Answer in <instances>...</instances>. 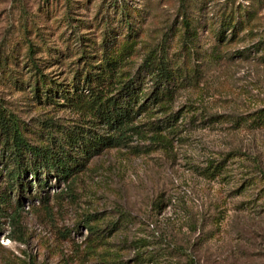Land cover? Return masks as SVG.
I'll return each instance as SVG.
<instances>
[{
    "label": "rangeland",
    "instance_id": "rangeland-1",
    "mask_svg": "<svg viewBox=\"0 0 264 264\" xmlns=\"http://www.w3.org/2000/svg\"><path fill=\"white\" fill-rule=\"evenodd\" d=\"M116 56L149 98L173 79L112 132L68 98ZM4 118L72 174L18 169ZM0 264H264V0H0Z\"/></svg>",
    "mask_w": 264,
    "mask_h": 264
},
{
    "label": "trees",
    "instance_id": "trees-1",
    "mask_svg": "<svg viewBox=\"0 0 264 264\" xmlns=\"http://www.w3.org/2000/svg\"><path fill=\"white\" fill-rule=\"evenodd\" d=\"M123 17L125 21L128 20L127 15ZM239 17L236 22L233 18L227 22V25L231 26L234 30L233 36L238 34L246 22L243 16L239 15ZM131 35L132 34H129L126 37L128 43L123 48L127 49L130 47L131 37L133 36ZM113 39L114 38H111L108 42L105 36L102 46L106 52L109 49L108 47L111 46V41ZM83 45L88 46L87 43ZM118 60L119 56L112 57L106 61L105 66L98 67L99 70L96 74H91L92 72L84 74L82 78L84 82L79 85L74 83L72 86L73 93L69 98L66 97V99H71L76 103H80V105L82 103L83 105L87 104V108L94 113L95 117L99 118L101 123L112 132L122 128L126 123L135 120L141 112L142 114L145 113L152 101L153 103H161L163 98L169 94L168 88L173 79V74H170L169 70L164 68V66L162 68L157 66L158 69L161 68L162 71L150 74L157 78L155 80L157 88L156 91L151 93L149 98L147 90L145 89L146 80L144 78H142V83L138 81L139 78L137 76L127 78L126 80L118 79L117 76H119V74H116ZM141 84L142 90H140L139 87ZM112 86L114 88H111ZM86 91L88 94L85 95L84 93ZM146 94L147 96H145ZM141 95L142 104L139 105ZM1 125L8 136L5 140V144H10L9 147L12 150L10 155L12 158H15L14 160H17L16 165H18V169L21 167L22 157L31 155L35 161L34 164L38 163V165H42L43 163L48 168L54 169L59 176H68L72 174L73 159L70 158L68 152L62 153L61 151L60 153V151L57 152L50 146L32 147V145L24 139L21 129L16 122H11V120L9 121V119L4 118V122H1ZM75 142L77 143L76 146L82 149L80 152H82L83 155H93L102 150V147L113 146L117 143V135H91L90 131L87 130L81 134L80 137L76 136ZM34 157L37 158L34 159ZM207 171V176L215 177L220 170L216 168L215 170L211 171L208 169Z\"/></svg>",
    "mask_w": 264,
    "mask_h": 264
}]
</instances>
